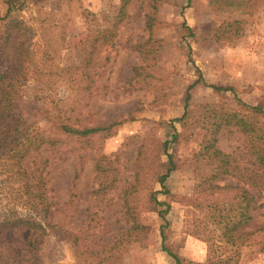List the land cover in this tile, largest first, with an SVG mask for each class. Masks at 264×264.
I'll list each match as a JSON object with an SVG mask.
<instances>
[{"label":"rangeland","instance_id":"1","mask_svg":"<svg viewBox=\"0 0 264 264\" xmlns=\"http://www.w3.org/2000/svg\"><path fill=\"white\" fill-rule=\"evenodd\" d=\"M15 4L0 0V70L21 118L0 123V264H177L165 248L180 264H264V115L243 105L264 111V0ZM223 186L262 204L242 243L217 238L205 209L230 197Z\"/></svg>","mask_w":264,"mask_h":264},{"label":"trees","instance_id":"2","mask_svg":"<svg viewBox=\"0 0 264 264\" xmlns=\"http://www.w3.org/2000/svg\"><path fill=\"white\" fill-rule=\"evenodd\" d=\"M25 0H6L7 3V14L14 9L13 5L17 2H20V4H23ZM31 1H39V0H31ZM16 5V4H15ZM9 68L5 67V69L0 70V83H1V90H3V93L0 96V123L1 126L4 127L5 130H9V128L13 127V126H19L20 122H21V118H17V116H19V113L15 112V109L13 106V96L16 93L15 90V85L13 86V83H9V79L6 80L7 75H9L8 72ZM6 81H8L6 83ZM194 85L191 84L190 87H192ZM212 89L215 91H227L230 90L232 91L233 88H231L230 86H219V85H211ZM5 89V90H4ZM189 97H190V92L189 90L186 92V96H185V105H188V101H189ZM244 106L250 108L254 113L256 114H262L264 115V111L262 109V106L259 105H248V104H243ZM16 116V118H15ZM179 119V118H178ZM177 119V120H178ZM182 119V118H181ZM226 123H232V125L234 126H241L243 128L244 131L247 130L248 126L247 123L245 122L244 118H226ZM233 120V122H231ZM13 121H16L13 122ZM119 122H111L110 124L106 125V126H95V127H90V128H83V129H79V128H74L65 124H60V128L63 129V131L65 133H69V134H73V135H81V136H85L91 133H96L99 132L101 130H108L110 127H112V125L114 124H118ZM214 123V122H213ZM258 124V126L256 127L255 130H257L259 132L258 134V139L260 141V146L257 147L255 154H256V158L254 161V164L259 168L261 167L263 169L264 172V128H263V123H264V118H263V122H256ZM209 125H212V123H208ZM253 125V124H252ZM254 130V128L252 127V131ZM263 130V131H261ZM35 138L33 141V145L32 147H34V149H37L40 144L44 143L46 139V137L40 136V137H33ZM51 143L52 141L55 140H49ZM167 146V142L164 143V148ZM211 146V145H210ZM209 146V147H210ZM27 147V146H26ZM206 147V146H205ZM220 153L219 151H216ZM168 157V168L166 170V172L162 175L159 176V182L162 184L164 182V180L166 179V177L168 176L169 172L174 168V162L172 160V154H167ZM235 167L231 168V172H228L231 175H234V171ZM224 171H227L226 169ZM257 185V184H256ZM259 185V184H258ZM257 185V186H258ZM261 185V184H260ZM259 185V186H260ZM202 188V186H200ZM210 187V190L212 188H214L215 186L210 185L208 186ZM200 188V190H201ZM217 188H219V186H217ZM220 189H228L231 191L230 197L222 200V201H217L216 199H214L210 204H207L205 206V209H208L207 211L210 212V215L214 218V229L218 228L221 229V235L216 236L217 238H222L225 237L226 241L234 243V242H239L242 243L243 241L249 239V237L251 236V234H253V231H248V232H244L241 231L239 229L247 226L250 222V220H252V216L250 214H248L247 209L248 207L251 205L252 203V208L253 209H259L262 204L261 202L256 204L255 202V198L253 195H247V190L243 189V188H239V187H233V186H229V187H221ZM242 190V191H241ZM242 198L241 201H243V204H240V201H238L239 198ZM154 202L158 203V204H163L161 202H158L156 200V198H153ZM20 221L22 220H17V223H21ZM205 227L207 228V238L206 241L208 242V248H207V260L211 261L214 260L215 256L218 255V257H221L220 254H217V250L216 248L218 247V245H214L213 240H215V236H211L212 230L208 229V226L205 225ZM264 228V226H260L259 229ZM165 250L168 252V254L175 260V262L177 264H180L181 259L180 257L171 252L170 250H168V248H165Z\"/></svg>","mask_w":264,"mask_h":264}]
</instances>
